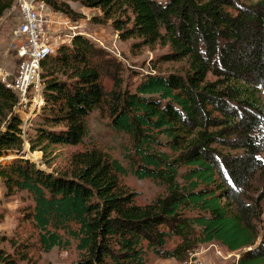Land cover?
<instances>
[{"label": "trees", "instance_id": "obj_1", "mask_svg": "<svg viewBox=\"0 0 264 264\" xmlns=\"http://www.w3.org/2000/svg\"><path fill=\"white\" fill-rule=\"evenodd\" d=\"M16 1L0 0V19ZM46 1L73 20L75 3L96 9L94 23L134 40V49L159 45L157 62L180 65L146 74L131 91L122 64L76 36L42 62L45 105L27 138L18 97L0 82V160L17 156L0 163V180L7 197L29 195L20 219L44 252L73 241L72 264H149V252L183 261L217 241L245 250L236 264H264V181L255 186L264 176V0ZM95 111L128 137L126 164L92 141L86 146ZM26 142L44 159L55 145L84 149L69 168L49 172L25 156ZM130 174L165 192L137 203L120 180ZM174 239L180 243L167 249ZM31 260L28 244L0 235V264Z\"/></svg>", "mask_w": 264, "mask_h": 264}, {"label": "rangeland", "instance_id": "obj_2", "mask_svg": "<svg viewBox=\"0 0 264 264\" xmlns=\"http://www.w3.org/2000/svg\"><path fill=\"white\" fill-rule=\"evenodd\" d=\"M45 5L44 16L46 20L43 28L54 47L53 57L56 55L57 49L64 44H70L74 37H85L98 44L122 64L121 76L131 91H135L136 86L146 74L168 71L180 65V63L166 61L157 62L158 57L165 51L159 45L134 49L132 48L134 40L122 41L109 25L101 26L94 23L92 18L100 15V12L96 9H88L79 3H75L73 9L78 17L73 20L62 12L53 10L48 3ZM19 15L20 3L17 0L14 7L0 19V67H3L9 73L10 69L16 70L20 62L12 43V35L19 22ZM12 78L13 75L10 73L9 80L14 79ZM104 84L107 89L111 88V78L105 77ZM15 112L23 120L24 134L27 138V135L32 133L31 131L38 121L40 112L32 114L29 118L26 112L22 113L16 110ZM88 120L92 139H87L86 146H89L92 142L96 143L111 156L126 164L123 153L125 146L128 145V137L110 128L106 113L95 111L89 116ZM82 149L84 147L81 145H55L50 148L52 153L47 156V160L44 159L41 151H30L28 142H26L23 151L27 158L35 162L40 168L50 172L69 168L72 154ZM16 157L14 155L4 157L0 160V163L6 164ZM262 157L264 160V152ZM120 180L125 186L137 193L136 201L139 204L150 203L165 192L163 186L150 179L139 180L130 174L120 177ZM263 181L264 176H258L255 186L261 187ZM29 205H32V202L27 192H18L14 196L7 197L4 184L0 180V235L15 237L17 241L28 244V250L32 257L29 264H72L77 261L79 252L76 249V243L73 241L67 249L54 248L49 253L44 252L39 244L38 232L33 229L29 222H23L20 219L24 209ZM261 205L263 214L258 221L259 241L264 236V199L261 201ZM179 243L180 240L174 239L168 242L166 248L172 250ZM5 246L9 251H12L9 244L5 243ZM243 252L245 250L232 252L220 242L215 241L199 244L191 255L189 254V257L183 261L174 258L164 259L153 252L148 253L147 260L149 264H236ZM22 264L28 263L24 262Z\"/></svg>", "mask_w": 264, "mask_h": 264}, {"label": "built area", "instance_id": "obj_3", "mask_svg": "<svg viewBox=\"0 0 264 264\" xmlns=\"http://www.w3.org/2000/svg\"><path fill=\"white\" fill-rule=\"evenodd\" d=\"M19 3V22L12 35V43L20 62L13 80H9L10 73L0 67V82L17 95L15 110L26 112L29 118L45 105L42 62L53 55L54 47L43 28L46 20L44 9L48 2L19 0Z\"/></svg>", "mask_w": 264, "mask_h": 264}, {"label": "crops", "instance_id": "obj_4", "mask_svg": "<svg viewBox=\"0 0 264 264\" xmlns=\"http://www.w3.org/2000/svg\"><path fill=\"white\" fill-rule=\"evenodd\" d=\"M17 69H18V67H17ZM17 69H16V70H11V69L9 70V69H8V70L10 71V73L13 75V78L15 77V75H16V73H17ZM13 78H12V79H13Z\"/></svg>", "mask_w": 264, "mask_h": 264}]
</instances>
